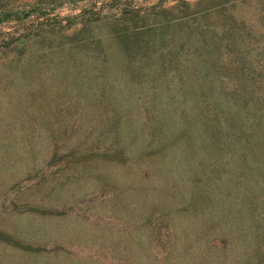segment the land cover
Listing matches in <instances>:
<instances>
[{"label":"rangeland","instance_id":"obj_1","mask_svg":"<svg viewBox=\"0 0 264 264\" xmlns=\"http://www.w3.org/2000/svg\"><path fill=\"white\" fill-rule=\"evenodd\" d=\"M186 1L0 0V264H264L239 159L196 150L212 99L149 63L203 32L264 88V0Z\"/></svg>","mask_w":264,"mask_h":264},{"label":"trees","instance_id":"obj_2","mask_svg":"<svg viewBox=\"0 0 264 264\" xmlns=\"http://www.w3.org/2000/svg\"><path fill=\"white\" fill-rule=\"evenodd\" d=\"M178 1L183 6L190 4L186 0ZM203 1L206 2L207 0L199 2ZM179 19L187 20L183 17ZM172 22L173 20H168L166 24ZM223 31L230 33L227 28H223ZM221 34L223 36L225 33L221 32ZM192 38V44L186 40H183L180 44V54L188 57H184L182 63L176 65L175 70L172 71L167 66L169 62L164 58L157 62L149 60L153 72H156L152 76L160 77L161 74L174 72L179 77L176 91L181 96H185L183 99L190 96L197 103L199 100L212 99V106L198 107L199 105H197L198 108L193 107L191 109H189V106H185V100H178L179 107L182 106L180 107L179 117L187 120L196 108L195 115H193L201 121L205 120L203 123L208 127L209 135L207 137L209 139L205 138L211 144L209 147L205 143L200 144L196 146V150L206 148L214 151L216 148L223 147L226 151V157H230V159L237 157L239 162L236 164L235 160L232 159L231 163L239 170L240 182L246 185V189L243 191L244 200L248 204H252L257 198L264 203V88H261V75L256 78L246 72L247 60L239 56L231 61L222 62L221 66H217L216 59L210 57L214 49L218 48L214 42L210 41L211 37L200 32L199 38L194 37L193 34ZM190 45L193 47H190ZM219 74L226 75L227 79L230 80L226 86L223 85V80L216 79ZM187 80L193 81L194 90L192 88L186 89ZM241 81H243V86L239 84ZM233 83L235 84L233 85ZM216 86L222 90L218 94L213 92L206 95L204 93V91L215 90L214 87ZM188 90H192V92L188 93ZM166 112L168 113V109H166ZM222 136L224 137L223 144L221 142ZM253 171L258 175L254 179L252 178ZM251 180L254 183L260 182L261 189L259 192H253ZM260 215L264 218V214L260 213Z\"/></svg>","mask_w":264,"mask_h":264}]
</instances>
